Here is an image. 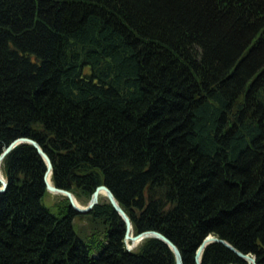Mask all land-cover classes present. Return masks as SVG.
<instances>
[{"label":"trees","instance_id":"trees-1","mask_svg":"<svg viewBox=\"0 0 264 264\" xmlns=\"http://www.w3.org/2000/svg\"><path fill=\"white\" fill-rule=\"evenodd\" d=\"M38 140L54 184H106L133 232L183 264L207 234L264 264V0H0V152ZM46 164L2 159L0 264H175L158 237L129 249L107 197L46 204ZM85 228V229H84ZM248 264L212 241L201 264Z\"/></svg>","mask_w":264,"mask_h":264},{"label":"water","instance_id":"water-1","mask_svg":"<svg viewBox=\"0 0 264 264\" xmlns=\"http://www.w3.org/2000/svg\"><path fill=\"white\" fill-rule=\"evenodd\" d=\"M21 141H26V142L33 144L36 147L37 151L42 156V158L44 159L46 167L44 170L43 178H44V182L46 185V189L48 191L58 192V193H62L64 195H66L70 201V204L77 211H79L81 213L80 215H83L85 212L89 211L93 207V205L98 202L99 195L101 193L104 194L108 198L110 203L113 205L114 209L119 213V215L123 218V220L125 222L124 239H125V241L127 243V247L129 249L133 248L144 237H148V236L158 237L161 240H163L166 244H168L169 247L172 249V251L174 253V257H175V264H183L182 254H181V251H180L178 245L172 239H170L166 234L161 232L160 230L149 228V229H144V230H141L138 232H133L132 221H131L129 214L126 212V210L119 203L118 199L116 198L115 194L110 189V187H108L106 184L100 183V184L96 185V187L92 191L89 199L87 200V202L85 204L80 203L78 201V199L76 198V196L74 195L73 191H71L70 189L65 188V187H60V186H57L56 184H54L52 182V179H51V173H52V167H53L52 160H51L49 154L47 153V151L44 149V147L41 145V143L38 140H36L30 136H26V135H21V136L15 137L8 144H6L4 146V148L1 150V152H0V165H1V162H2V159L4 158V156L17 143H19ZM7 183H8L7 177L3 174V172L0 168V192L4 191L6 189ZM212 241H218V242L225 244L226 246L231 248L233 251H235L239 256L246 259L249 263L257 264L255 255H253L249 252H244V251L240 250L239 248H237L234 244H232L231 242L226 240L225 238L219 237V236H217L215 234H211V233L204 236L201 239V241L199 242V244L197 245L196 250H195V256H194L195 264H201L202 251H203L204 247ZM228 264H237V263L229 262Z\"/></svg>","mask_w":264,"mask_h":264},{"label":"rangeland","instance_id":"rangeland-1","mask_svg":"<svg viewBox=\"0 0 264 264\" xmlns=\"http://www.w3.org/2000/svg\"><path fill=\"white\" fill-rule=\"evenodd\" d=\"M100 197H106L104 194H100L99 195ZM61 197V195H60V193H58V192H50V191H48L47 190V192L45 193V195H44V197H43V201L46 203V204H49V205H53L55 202H56V200H58L59 198ZM79 201V200H78ZM80 202V201H79ZM80 203H82V204H85L86 202L84 201V202H80ZM79 219V221H78V223H79V226L81 225L82 227H85L84 225L87 223V220L84 218V214L83 215H81V216H79L78 217ZM85 229V228H84ZM130 241V240H129ZM136 246V245H135ZM134 246V247H135ZM247 261V260H246ZM247 263L248 264H251V263H249L248 261H247Z\"/></svg>","mask_w":264,"mask_h":264},{"label":"bare ground","instance_id":"bare-ground-1","mask_svg":"<svg viewBox=\"0 0 264 264\" xmlns=\"http://www.w3.org/2000/svg\"><path fill=\"white\" fill-rule=\"evenodd\" d=\"M75 195V194H74Z\"/></svg>","mask_w":264,"mask_h":264}]
</instances>
